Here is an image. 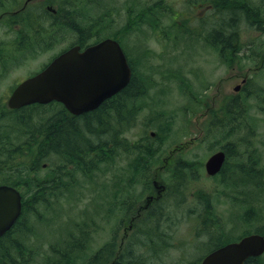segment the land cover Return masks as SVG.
I'll use <instances>...</instances> for the list:
<instances>
[{
  "label": "rangeland",
  "instance_id": "1",
  "mask_svg": "<svg viewBox=\"0 0 264 264\" xmlns=\"http://www.w3.org/2000/svg\"><path fill=\"white\" fill-rule=\"evenodd\" d=\"M27 1L29 0L12 1L10 10L1 16L0 40L9 44L14 38L15 34L11 28L18 30L19 27L18 17H12ZM159 1L161 0H108L107 6L96 9L93 7L92 11H89L87 5L78 9V0H31L23 13L28 17L35 13L40 18L45 12L51 18L42 17L46 21L43 23L42 20V26L36 30L38 34L35 36V42L28 45L35 48L34 52L29 51L30 58L25 61L22 54H17L14 60L9 59L3 68H0V148L6 147L8 150H0V183L14 174V171H9L10 167H17L22 159L25 160L27 168L31 166V158L26 159L18 153L16 159H13L9 150L21 146L26 141L33 125L44 123L47 118L63 109L58 103H52L51 107L50 104L45 106L40 109V113L32 116L33 124L26 130L18 127L17 120L31 111L28 110L26 114L21 113L24 111L11 112L7 104L11 93L20 82L37 73L60 52L79 40L78 33H74L69 24H64L60 31H55L54 20L59 23L62 20L56 18L58 13L53 14L48 10L49 5L55 10L65 2L74 7L72 12L76 17L81 16L75 23L78 29L83 28L82 31H88L85 28H91L90 23L96 24V28L104 26L100 32L103 35H99L100 39L118 38L115 33L120 31V38L126 41L127 47H123L126 54H132L130 57L135 60L142 75L139 77L147 82L146 95L138 102L131 103L140 113L129 136L133 141L141 139L142 136L155 140L153 143L159 149L147 161L148 170L135 175L132 185L129 184L131 157L120 153L109 165L102 166V170L93 175L92 180L75 173L74 186L68 185L64 190L57 188L61 191L57 193L56 198L50 199L49 204H40L30 212L28 209L26 218L29 219V228L25 231L29 233L28 243L39 246L40 262L50 254L51 245H56L59 240L64 239L75 226H93L90 251L80 257L84 262L108 242L116 241L120 245L126 229L129 232L124 251L128 248L138 251L136 248L146 231L158 230L156 225L160 224L157 235H161L162 240L158 244L153 243L152 247L148 246L146 251L139 252L147 254L148 259L150 255L156 256L159 264H198V260L209 248L207 244L222 245L236 241L264 227V189H248L253 195L261 192L252 197L256 201L253 202L254 211L250 212L249 205L241 203V200L251 196L243 195L244 187L240 185L242 172H250L251 161L257 163L258 171L261 170L262 176L264 175V33L250 31L243 25L241 33L246 57L242 63L230 65L220 59L218 49L207 45L202 39L195 38L196 36L182 37L180 31L173 39L166 40L161 35H153L146 25H132V10H139L140 13L144 2L151 4ZM165 1L182 15H185L187 10L196 12L197 16L204 14L198 3L190 7L188 0ZM91 15L94 18L92 22ZM173 16L174 14L166 13L162 16V23L170 24ZM8 17L15 23L12 27L5 22ZM196 24L198 21H193L192 25ZM96 28L92 30L95 31ZM208 29L209 27L205 30ZM205 30L204 34H207ZM247 32H250L252 40L255 38L251 44ZM191 33L196 35L194 30ZM95 41L97 35L88 42ZM249 46L254 48V53L246 51ZM127 56L130 59L129 55ZM16 61L20 62L12 64ZM243 79H247V85L236 92L235 87L242 84ZM252 92L260 94L254 97ZM195 95L203 99L201 104ZM232 97L247 98L245 127L237 131L236 137L207 136L205 126L213 113ZM241 113L245 114L246 111L241 110ZM152 132L155 135H152ZM250 134L253 136H249ZM230 142L237 145L228 150L225 146ZM182 145L184 150L175 155L176 163H184L183 168L179 169L181 171L174 168L177 164L172 166L171 170L159 171L171 151ZM224 148L227 154H230L226 171L221 173L222 175L211 177L206 172L205 163L213 153ZM52 160H56V157L53 156ZM67 167L75 166L68 164ZM40 173L41 177L48 174L45 170ZM155 180L166 188L158 199L164 206L163 211L174 207L172 223L162 221V211L154 226L147 227L149 218H141L135 229H130L132 225L124 224L123 221H130L140 207L145 205L148 196H157L159 191L153 185ZM262 180L264 186V176ZM65 182L70 181L66 179ZM116 194L119 197L116 198ZM206 205L210 207L207 211L214 212V219L207 221L209 233L204 235L200 219ZM88 220L94 222L89 223ZM163 222L167 225L164 226ZM172 236L176 239H171ZM155 240V237H151L147 243ZM261 261H264V257Z\"/></svg>",
  "mask_w": 264,
  "mask_h": 264
},
{
  "label": "trees",
  "instance_id": "2",
  "mask_svg": "<svg viewBox=\"0 0 264 264\" xmlns=\"http://www.w3.org/2000/svg\"><path fill=\"white\" fill-rule=\"evenodd\" d=\"M12 1L16 2L18 0H0V17L10 10ZM78 1V9L83 7V5H87L89 11H92L93 7L96 9L97 7L108 5V0ZM188 2L190 7H192V4L198 3V6L200 5L204 10V14L197 16L196 12L187 10L185 15H182L165 0L151 4L144 2L140 7L142 9L139 8L141 10L140 13L139 10H132V25H146L153 35H161L166 40L173 39L180 31L182 32L180 34L182 37L185 35H189L190 37L196 36L195 38L202 39L207 45L216 50L218 49L217 53L220 59L230 65L242 63L246 57L244 54L245 44L243 42V34L241 33L243 25L250 31L264 33V0H188ZM73 9L74 7L69 6L67 2L60 4L57 9L58 14L56 18L62 20V22L59 23L56 19L52 18L54 20L53 26L56 28L55 31H60L63 28L62 25L69 24V28L79 35V40L75 44L85 46L94 35H97V41L101 40L99 35H103L100 32L105 27L100 26L96 28V24L90 23L91 28H85L88 31H82L81 29L83 28L78 29L75 21H77V18L80 19L81 16L76 17L74 12H72ZM26 10L27 8L24 11L17 12L13 17L11 16L12 18L18 17L17 25L19 29L11 28L15 36L8 42L10 50L18 51L22 48V52L30 50L34 52L35 48L28 45L35 42V36L38 34L36 30L42 26V20L44 23L46 21L45 18H51L45 12L42 16L45 18H39L35 13L33 16L28 17L26 14L23 15ZM166 13L174 14V16L170 24L164 25L162 23V16ZM5 19L9 27L15 25L9 17ZM82 19L85 18L82 17ZM93 19L91 15L90 22ZM193 21H198V24L192 25ZM207 27L209 29L205 30ZM92 28H96L97 30L94 31ZM192 30L196 32V35L191 33ZM204 30L208 33L204 34ZM50 32L48 31V33ZM41 33L44 34L43 32ZM119 33L120 31L115 33V36H119V39H115L121 45L126 46V41L120 38ZM247 33L249 35V43L251 44L255 38L252 40L250 32ZM3 42L0 40V56L5 53L3 46L7 44V42H4V44ZM246 51L254 53V48L249 46ZM128 55L130 57L132 54L128 53ZM129 60L133 69V76L128 85L120 93L103 102L98 109L87 112L81 119L72 118L62 107L63 109L60 113H54L44 123L33 125L32 130L28 132L26 141L21 146L9 150L13 159H16L18 153L26 159L31 158V166L27 168L25 160L22 159L20 165L10 167L9 171H14V174L0 183L23 190L24 200L21 218L9 232L0 238V264H157L159 262L156 256L150 255L151 257L148 259L147 254L143 255L139 254V252L146 251L148 246L152 247L153 242L147 243L151 237L156 238L155 244L162 240L161 235H157L160 224L156 225L158 230L153 229L146 231V233L143 232L145 234L136 248L138 251L128 248L125 250L126 253L124 251L126 245H118L116 241L108 242L84 262L80 260V257L85 255L86 251H90L93 226H89V228L86 225L75 226L74 229L67 233L64 239L59 240L56 245H51L50 254L46 255L42 262L39 261V246L28 243L29 239H27V236L29 233L25 231V229L28 230L29 228V219L28 217L26 218L28 209L30 212V210H34L40 204H49L50 199L56 198L57 193L61 191L57 190V188L60 189L61 187L64 190L68 185L74 186L75 173H79L81 177L87 178V180H92L93 175L102 170V166L109 165L122 152L131 157L129 167L131 174L130 185L134 183L135 175L148 170L146 169L147 161L159 149L153 143L155 140L152 141L142 136L141 139L133 141L129 136V132L140 113L139 109L131 106V103L132 101L138 102V100H141L147 91V82L139 77L142 75L135 60L132 57ZM179 88L181 91L183 90L182 86ZM259 94L260 92L251 93L254 97ZM195 98L198 99L199 104L203 101L197 95H195ZM247 102L246 97H232L227 102H224L213 113L209 120L210 122L208 121L205 126L206 135L223 138L236 137L237 131L241 127H245ZM44 107L42 105H32L21 110L24 112H20L24 114L28 110L31 112L18 118V127L26 128L27 130L33 124L32 116L35 113H40V109ZM241 110L246 111V113H241ZM15 113H18V111H15ZM224 129H227V131H223ZM249 136L253 135L250 134ZM236 145L237 143L230 142L225 148L229 150V148H233ZM1 149L4 152H8L6 147ZM53 156L56 157V160H52ZM60 159L62 162H59ZM251 160L254 159L251 158ZM180 162L183 161H178L176 163L177 166L175 165L174 168L178 170L182 169L184 163ZM254 163L255 161H251L252 165ZM50 164L54 165V167ZM68 164L75 167L68 168ZM189 167L194 169L193 166ZM149 169H151V166H149ZM43 170L47 171L48 174L41 177L40 171ZM242 173L240 185L244 187L243 190L245 191H242V194L251 197L241 200V203H247L250 207L248 210L252 212L254 211L253 202L256 201L252 197L261 192L253 195V192H249L248 189L252 187L259 188L260 190L264 189L262 180L264 175L262 176V171H258V169H255L253 173H248L247 171H243ZM65 178L69 179L70 182H65ZM117 197L119 196L116 194ZM88 221L89 223L94 222L93 220ZM158 221L159 219L155 216H150L147 227L154 226ZM165 224L167 225V223L163 222L164 226ZM258 231L264 235V227L258 229ZM121 247L123 248L121 249ZM248 264L264 263L259 262V260L249 259Z\"/></svg>",
  "mask_w": 264,
  "mask_h": 264
},
{
  "label": "water",
  "instance_id": "3",
  "mask_svg": "<svg viewBox=\"0 0 264 264\" xmlns=\"http://www.w3.org/2000/svg\"><path fill=\"white\" fill-rule=\"evenodd\" d=\"M133 71L120 43L107 38L81 52L74 47L58 56L45 70L22 82L9 106L17 109L32 104L60 102L73 114L93 111L123 90ZM240 87H237L238 91ZM225 153L212 155L206 163L209 175L222 169ZM22 210V196L10 186H0V237L9 231ZM264 253V236L252 234L210 253L202 264H246Z\"/></svg>",
  "mask_w": 264,
  "mask_h": 264
},
{
  "label": "flooded vegetation",
  "instance_id": "4",
  "mask_svg": "<svg viewBox=\"0 0 264 264\" xmlns=\"http://www.w3.org/2000/svg\"><path fill=\"white\" fill-rule=\"evenodd\" d=\"M89 45L90 44L85 45V46H83V45H79V46L81 48V51H84ZM4 51H5V53L2 54V56H0V66H4V64L7 63V61L9 59L14 60L15 57H16V55L17 54H21L23 50L21 48L18 51L17 50H11L10 51V50H7L6 48H4ZM9 64L11 65L10 62H9ZM12 64H17V62H14ZM0 76H2V75L0 74ZM84 114H86V113H84ZM84 114H82L80 116H73V115H71V117L72 118H75V119L76 118L81 119L84 116ZM181 150H184V145L178 146L176 149L174 148L171 151L170 155L167 158L164 159V164L159 167V171H162V170H165V169L166 170H171V167L176 164V157H175V155H176V153L178 151H181ZM225 151L227 153V150H225ZM124 153L125 152H122V154H124ZM249 166H253V167H250V172L253 173V171L256 169L257 163L255 162L254 165H252L251 162H250ZM226 168H227V165L225 163L224 164V167L222 168V170L220 171V173L218 175H216V176H219L221 173L223 174L226 171ZM164 191H163V193H164ZM163 193H160L159 192L157 194V196H155V195L148 196L149 199L147 200V202L145 203V205H142L140 207V209L138 210V212L136 213V215L133 218H131L130 221L128 219H126L125 221H123V223L124 224H131L132 226L130 227V229H133L134 230L135 229V225L134 224L137 223L139 221V219H141V218H149L150 217V216H147V215H153L157 219H160L159 215L164 210V206L158 201V199L160 198V196ZM204 207H205V211L203 212V214H201L200 222L203 223V227L201 226V229H202L204 235H206V234L209 233V228L207 226V221H209L211 219H214V212L213 211H207V209L210 208L208 205H206ZM173 214L175 215L174 207H170L167 210L163 211L161 213V215H164L162 217V221L166 220L169 224L172 223V218H174ZM128 232H129V230L126 229L123 238L127 236ZM171 239H176V238L174 236H172ZM200 244H202V243H200ZM202 245H204V244H202ZM207 245H209V248H207V250H206L208 252L207 255L210 254L212 251H214L215 249H217L219 247V243H213V244L210 243V244H207ZM198 264H201V261Z\"/></svg>",
  "mask_w": 264,
  "mask_h": 264
},
{
  "label": "bare ground",
  "instance_id": "5",
  "mask_svg": "<svg viewBox=\"0 0 264 264\" xmlns=\"http://www.w3.org/2000/svg\"><path fill=\"white\" fill-rule=\"evenodd\" d=\"M50 155V154H49ZM61 188V187H60ZM185 189V188H184ZM179 198V197H178ZM174 227V226H173ZM155 228V227H154ZM214 228V227H213ZM164 232V231H163ZM200 244V243H199ZM211 249V248H210Z\"/></svg>",
  "mask_w": 264,
  "mask_h": 264
}]
</instances>
